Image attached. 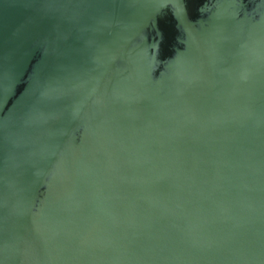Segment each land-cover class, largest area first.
I'll return each mask as SVG.
<instances>
[{"label": "water", "instance_id": "95a60500", "mask_svg": "<svg viewBox=\"0 0 264 264\" xmlns=\"http://www.w3.org/2000/svg\"><path fill=\"white\" fill-rule=\"evenodd\" d=\"M0 264H264V0H0Z\"/></svg>", "mask_w": 264, "mask_h": 264}]
</instances>
